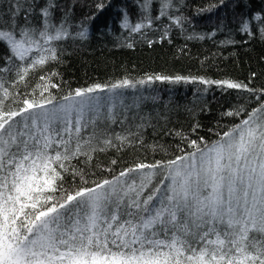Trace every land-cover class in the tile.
I'll return each instance as SVG.
<instances>
[{"label":"snow or ice","instance_id":"snow-or-ice-1","mask_svg":"<svg viewBox=\"0 0 264 264\" xmlns=\"http://www.w3.org/2000/svg\"><path fill=\"white\" fill-rule=\"evenodd\" d=\"M152 2L144 0L141 9L147 12ZM160 3L157 19L172 6L171 0ZM35 6L36 0H16L13 19L0 28V43L11 54L5 57L7 67H0V74L15 69L13 87L25 83L30 72L59 61L52 42L70 35L64 26L67 13L59 26L52 22L54 0L40 8L42 27L29 25L27 16L25 25L19 26L15 17ZM103 7V3L97 5L98 10ZM145 19L150 25L151 18ZM181 19L176 17L174 22L179 24ZM122 26L139 32L146 25L132 27L125 14ZM240 31L254 34L249 32L248 20L242 21ZM260 34L264 39V27ZM76 35L86 39L87 29ZM55 75L40 76L39 101L25 95L23 107L10 111L4 110V102L13 94L0 75V264H264V99L211 145L201 147L191 140L188 146L194 150L190 153L177 146L184 154L173 160L138 163L111 181L72 192L65 173L88 182L72 160L85 157L87 162L97 151L133 141L116 136L120 145H115L102 131L82 135L88 127L81 123L87 100L92 99L88 94L103 90L101 85L77 89L63 98H82L76 105L47 110L45 106L53 101L44 92L57 87L51 82ZM201 82L257 91L229 80ZM132 86L123 80L111 87ZM17 95L23 94L17 91ZM139 169L150 170L139 185L133 181L116 186L120 177ZM156 175L162 179L145 198L144 190Z\"/></svg>","mask_w":264,"mask_h":264},{"label":"trees","instance_id":"trees-1","mask_svg":"<svg viewBox=\"0 0 264 264\" xmlns=\"http://www.w3.org/2000/svg\"><path fill=\"white\" fill-rule=\"evenodd\" d=\"M46 2L36 0L34 9L22 10L15 17L17 24L24 26L27 16L29 25L42 27L40 8ZM54 3L53 24L59 26L67 13L64 26L70 33L63 40L52 42L59 61L30 72L25 83L15 87L12 85L15 69L0 74L4 86L13 94L4 102V110L23 107L25 95L39 101L42 89L38 85L43 83L40 76L55 72L57 75L51 76V82L57 87L44 92V97L53 101L45 106L47 110L63 105L66 101L63 98L74 95L77 89L101 85L103 90L88 94L92 99L86 105L92 108L94 116L89 117L84 111L81 123H87L88 127L82 135L102 131L115 145H120L116 136H127L133 141L119 148L97 151L87 162L85 157L72 160L71 164L82 169L88 181L84 183L80 175L65 173L66 186L72 192L94 187L105 179L111 181L138 163L151 165L190 153L194 150L188 146L191 140L201 147L205 143L211 145L246 119L264 99V92L259 91L264 89V39L260 34V28L264 27V0H171L167 15L159 19L156 17L161 9L160 0H153L147 12L140 7L144 0H54ZM100 3L104 7L98 10ZM15 4L16 0H0V28L10 24ZM125 14L132 27L137 23L146 26L139 32L123 27ZM257 14L259 20L253 18ZM145 16L151 18L150 25ZM176 17H182L179 24L174 22ZM243 20H248L253 35L240 31ZM85 28L87 38L81 39L76 34ZM8 55L11 54L6 44L0 43V67H7ZM157 76L170 79L157 80ZM175 77L187 79L175 82ZM123 80L133 86L111 87ZM201 80H229L257 91L253 94L245 89H227ZM17 91L23 95H17ZM80 99L75 97L69 105H76ZM237 111L238 115H228ZM76 116L73 111L71 119L75 121ZM16 119L23 121L22 117ZM161 179L144 190L145 198Z\"/></svg>","mask_w":264,"mask_h":264},{"label":"rangeland","instance_id":"rangeland-1","mask_svg":"<svg viewBox=\"0 0 264 264\" xmlns=\"http://www.w3.org/2000/svg\"><path fill=\"white\" fill-rule=\"evenodd\" d=\"M72 103H73V101L72 100H69V101H65L63 103V105L68 106L69 104H72ZM56 108L50 109L49 111L51 112L52 110H54ZM84 111H85V114L87 116H89V117H93L94 116V114H92L93 113L92 108H88L87 105L85 106ZM57 115L63 117L64 113L57 112ZM149 171H150L149 169H139V170H136L135 172L131 173L128 176V178L126 179L127 181L125 180V177L124 178H120V181H119V183L116 186L119 188L121 184H124V183H126V184H132L133 181H135L136 183H139L144 178V174L147 173V172H149ZM157 171H159V170H157ZM160 178H162V176H159V175L153 176L151 178V183L154 184V182H156ZM148 186H151V184H149Z\"/></svg>","mask_w":264,"mask_h":264}]
</instances>
